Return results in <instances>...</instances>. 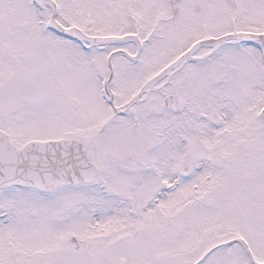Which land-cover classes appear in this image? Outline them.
I'll list each match as a JSON object with an SVG mask.
<instances>
[{"label":"snow or ice","instance_id":"obj_1","mask_svg":"<svg viewBox=\"0 0 264 264\" xmlns=\"http://www.w3.org/2000/svg\"><path fill=\"white\" fill-rule=\"evenodd\" d=\"M0 264H264V0H0Z\"/></svg>","mask_w":264,"mask_h":264}]
</instances>
